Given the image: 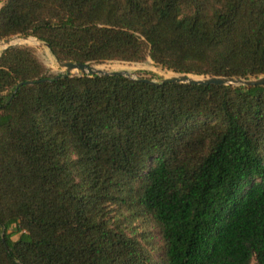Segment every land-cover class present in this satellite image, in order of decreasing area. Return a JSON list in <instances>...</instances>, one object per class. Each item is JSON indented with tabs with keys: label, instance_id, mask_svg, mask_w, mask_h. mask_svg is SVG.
<instances>
[{
	"label": "trees",
	"instance_id": "trees-1",
	"mask_svg": "<svg viewBox=\"0 0 264 264\" xmlns=\"http://www.w3.org/2000/svg\"><path fill=\"white\" fill-rule=\"evenodd\" d=\"M14 36L62 61L264 75V0H3ZM143 78L3 51L0 264H264V87Z\"/></svg>",
	"mask_w": 264,
	"mask_h": 264
},
{
	"label": "water",
	"instance_id": "water-1",
	"mask_svg": "<svg viewBox=\"0 0 264 264\" xmlns=\"http://www.w3.org/2000/svg\"><path fill=\"white\" fill-rule=\"evenodd\" d=\"M41 41V40H40ZM42 44L49 46L48 43L41 41ZM5 50L17 46L19 44H13L10 40L4 42ZM59 65L65 69L64 74L60 76H71L75 71L80 73V75H89V76H129L126 71H107L105 69L99 68L98 65L92 63H83L75 61H62L58 60ZM130 77V76H129ZM133 78V77H131ZM142 81L151 83V84H166V83H178V84H195V85H215V86H234V87H264V75L258 76L256 78H237V77H227V76H197L186 73H175L169 77H164L160 81L143 78ZM23 84H34V81H26L19 84L18 87Z\"/></svg>",
	"mask_w": 264,
	"mask_h": 264
},
{
	"label": "rangeland",
	"instance_id": "rangeland-1",
	"mask_svg": "<svg viewBox=\"0 0 264 264\" xmlns=\"http://www.w3.org/2000/svg\"><path fill=\"white\" fill-rule=\"evenodd\" d=\"M0 0V7L2 5ZM10 40L13 44H19L17 46H30L32 47L40 60L47 66L49 74H64L66 71L63 69L59 63L56 56L51 51L50 47L41 43L36 37H20L14 36L11 38L0 40V55L5 49L4 42ZM107 71H126L128 75L133 78L144 77L152 78L153 80L160 81L164 77H169L174 75L176 72L168 70L161 65H158L151 58H148L144 62H125V61H107L102 64H96ZM72 75H80L75 71ZM193 75V74H192ZM17 227L14 226L12 231H16ZM20 234L14 235L13 239L18 240ZM155 240H157L155 238Z\"/></svg>",
	"mask_w": 264,
	"mask_h": 264
},
{
	"label": "bare ground",
	"instance_id": "bare-ground-1",
	"mask_svg": "<svg viewBox=\"0 0 264 264\" xmlns=\"http://www.w3.org/2000/svg\"><path fill=\"white\" fill-rule=\"evenodd\" d=\"M101 69H103V68H101Z\"/></svg>",
	"mask_w": 264,
	"mask_h": 264
}]
</instances>
